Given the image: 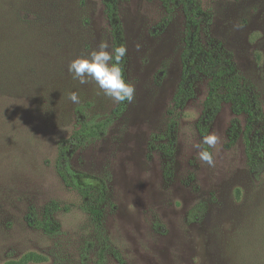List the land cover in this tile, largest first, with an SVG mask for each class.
<instances>
[{
  "label": "rangeland",
  "instance_id": "1",
  "mask_svg": "<svg viewBox=\"0 0 264 264\" xmlns=\"http://www.w3.org/2000/svg\"><path fill=\"white\" fill-rule=\"evenodd\" d=\"M205 13L200 38L218 42L251 81L264 112V0H197ZM135 98L116 117L115 103L94 83L80 85L68 64L106 40L114 46L103 0H0V264H264V174L248 167L236 118L224 104L202 145L199 129L207 79L173 108L181 82L186 22L159 0H117ZM78 92L80 103L68 100ZM85 119L110 120L105 133L76 151L71 166L83 183L107 188L103 226L83 210L81 195L57 173L59 143ZM82 115V114H81ZM177 122L174 175L162 147ZM240 126L246 117H239ZM206 135V136H207ZM197 144L213 153L208 166ZM59 231L37 222L51 203ZM206 205L201 221L189 212Z\"/></svg>",
  "mask_w": 264,
  "mask_h": 264
},
{
  "label": "trees",
  "instance_id": "2",
  "mask_svg": "<svg viewBox=\"0 0 264 264\" xmlns=\"http://www.w3.org/2000/svg\"><path fill=\"white\" fill-rule=\"evenodd\" d=\"M105 12L110 23L114 46L125 44L117 0H103ZM168 13L176 8L183 11L186 22L184 48L181 54V82L173 99V108L183 110L195 97V84L201 78L207 79L208 93L203 107V116L198 129L203 136L220 113L224 104H229L236 118L232 122L231 138L242 136L248 167L255 178L264 174V112L254 84L243 77L233 60V55L223 49L218 42L206 47L200 38L205 13L197 0H159ZM125 76V58L121 62ZM128 102L121 103L113 115L118 117L127 108ZM80 117L78 128L68 139L59 143L56 170L66 187L77 191L83 198V210L87 212L98 229L103 226V208L106 204L107 188L104 184L93 186L83 183L79 174L71 166L73 154L89 142L99 139L107 130L110 120L94 122L85 119L82 108H78ZM82 114V115H81ZM246 117V124L240 126L239 117ZM177 122L169 126V142L162 147L165 157L164 173L167 179L174 175L175 166V133ZM57 203H51L45 209L37 228L48 235L59 231L55 214L59 211ZM206 213V205L201 203L188 214V222L201 221ZM99 264H106L105 257L100 255Z\"/></svg>",
  "mask_w": 264,
  "mask_h": 264
},
{
  "label": "clouds",
  "instance_id": "3",
  "mask_svg": "<svg viewBox=\"0 0 264 264\" xmlns=\"http://www.w3.org/2000/svg\"><path fill=\"white\" fill-rule=\"evenodd\" d=\"M127 46H110L109 42L102 40L96 48L86 55L74 58L68 64V73L80 85L94 83L105 97L115 103H132L135 98L136 87L127 80L121 62L127 55ZM74 104L80 103L78 92H70L67 96ZM219 142V136L213 132L203 138L202 145L212 148ZM197 144L198 158L208 166L214 165L213 153Z\"/></svg>",
  "mask_w": 264,
  "mask_h": 264
}]
</instances>
